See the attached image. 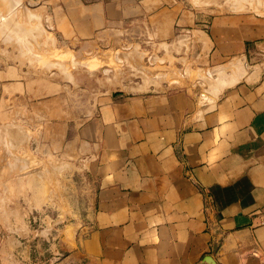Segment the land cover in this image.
Listing matches in <instances>:
<instances>
[{
  "label": "crops",
  "instance_id": "crops-1",
  "mask_svg": "<svg viewBox=\"0 0 264 264\" xmlns=\"http://www.w3.org/2000/svg\"><path fill=\"white\" fill-rule=\"evenodd\" d=\"M60 2L79 33L144 16L158 34L190 30L212 73L100 95L74 141L90 165L89 229L58 264H264V16L195 13L178 0Z\"/></svg>",
  "mask_w": 264,
  "mask_h": 264
},
{
  "label": "rangeland",
  "instance_id": "rangeland-1",
  "mask_svg": "<svg viewBox=\"0 0 264 264\" xmlns=\"http://www.w3.org/2000/svg\"><path fill=\"white\" fill-rule=\"evenodd\" d=\"M178 1L195 13L264 16V0ZM19 3L16 20L37 28L41 38L21 43V26L8 29L7 42L0 34V264H58L89 229L90 165L83 164L85 147L74 141L97 114L100 95L182 88L212 72L200 69L196 47L202 39L190 30L182 33L179 25L176 33L158 34L153 17H133L84 34L60 0ZM62 122L64 127L57 125Z\"/></svg>",
  "mask_w": 264,
  "mask_h": 264
},
{
  "label": "bare ground",
  "instance_id": "bare-ground-1",
  "mask_svg": "<svg viewBox=\"0 0 264 264\" xmlns=\"http://www.w3.org/2000/svg\"><path fill=\"white\" fill-rule=\"evenodd\" d=\"M20 1H22V0H0V8L2 9V11L1 12H3V14L0 12V20H3V21H0V34L2 33L3 35H4V38H5V36H6V38H7V40H6V42L8 41V38H10L11 36H10V31H9V35H8V29L10 30V29H12V27L14 28H18L19 26H21L22 27V38H19V37H21L20 35L18 36V34H17V37H18V39L17 40H19L21 43L22 42H24V39L23 38H25L26 40L29 38L30 40L32 39V41H33V39L34 38H36L38 35L40 36L41 34V31H40V33L38 34V33H36V31H35V29L37 30V28H35L34 26H32L31 24L29 25V27H27V24H25V25H21L19 22H18V20H16V16H14L17 12H16V9L18 8L17 6H18V4H21V3H19ZM258 3H259V0H258ZM262 3V2H261ZM254 4H256V3H254ZM1 5L3 6V7H1ZM260 5V4H259ZM19 6H21V5H19ZM20 8V7H19ZM18 8V9H19ZM0 9V10H1ZM17 9V10H18ZM254 9V8H253ZM257 12V11H256ZM31 13V12H30ZM32 13H34L33 11H32ZM29 14V13H28ZM35 14V13H34ZM37 14V13H36ZM31 14H29V16H30ZM33 15V14H32ZM42 16V15H41ZM37 17V16H36ZM3 18H5V19H3ZM39 17H37V19H38ZM34 19V18H33ZM37 19H35V20H37ZM29 20H30V17H29ZM32 20V19H31ZM43 20V19H42ZM32 22H34V21H32ZM36 23V22H35ZM42 23V22H41ZM35 26L37 25V24H34ZM41 26H42V24H40ZM33 28H32V27ZM39 26V25H38ZM21 27H20V29H21ZM31 27V28H30ZM43 27V26H42ZM42 27H41V29H42ZM35 28V29H34ZM40 29V30H41ZM39 31V30H38ZM44 30L42 29V33H45L46 34V30L43 32ZM12 32H13V30H12ZM15 32V31H14ZM13 32V33H14ZM12 33V34H13ZM18 33V32H17ZM15 35H16V33H14ZM2 35V36H3ZM7 35H8V37H7ZM44 35V34H43ZM47 35V34H46ZM13 36V35H12ZM52 36V35H51ZM50 36V34H49V37H51ZM3 38V37H2ZM12 38V37H11ZM15 38V37H14ZM37 38H39V37H37ZM41 38V37H40ZM39 38V39H40ZM52 38V37H51ZM53 39V38H52ZM22 40V41H21ZM36 40V39H35ZM55 40V39H54ZM10 41V40H9ZM46 41V40H45ZM53 41V40H52ZM27 42V41H26ZM25 42V43H26ZM37 41H35V43H36ZM15 43V42H14ZM24 43V44H25ZM34 43V42H33ZM54 43V42H53ZM8 43H6V45H7ZM27 44V43H26ZM30 44H31V41H30ZM18 45V44H17ZM28 45V44H27ZM27 45H25V46H27ZM32 45H35V44H32ZM31 45V46H32ZM39 45V44H38ZM52 45V44H51ZM24 46V45H23ZM28 46H30V45H28ZM30 46V47H31ZM20 47V46H19ZM55 47V46H54ZM26 50V49H25ZM29 49H27V51H28ZM106 53H108V52H106ZM21 54H23V53H21ZM30 54V53H29ZM33 54H35V53H33ZM113 54V53H112ZM118 54V53H117ZM132 54V53H131ZM136 54H137V52H136ZM135 54V55H136ZM138 54H140V53H138ZM42 55H46V53H43ZM42 55H40L39 54V57L40 56H42ZM107 55V54H106ZM105 55V56H106ZM126 55H128V54H126ZM134 55V56H135ZM144 55V54H143ZM32 56V55H31ZM35 56H37V55H35ZM123 56V55H122ZM130 56V55H129ZM128 56V57H129ZM132 56H133V54H132ZM132 56L130 57V58H128V59H133L134 58V56H133V58H132ZM104 57V56H103ZM123 57H125V56H123ZM34 58V57H33ZM32 58V59H33ZM95 58V57H94ZM119 58V57H118ZM141 58V57H140ZM139 58V59H140ZM57 59H59V58H57ZM96 59V61H97V58H95ZM108 59V58H107ZM117 59V58H116ZM125 59L127 60V58L125 57ZM35 60H37V59H35ZM89 60V59H88ZM92 60V59H91ZM105 60V59H104ZM122 60V59H121ZM38 61V60H37ZM43 61V60H42ZM61 61V60H60ZM66 61V60H65ZM75 61H76V59H75ZM93 61V60H92ZM91 61V62H92ZM115 61V60H114ZM119 61V60H118ZM125 61V60H124ZM127 61H131L132 62V60H127ZM32 62V61H31ZM44 62H45V60H44ZM49 62V61H48ZM47 62V63H48ZM80 62H82V61H80ZM89 62V61H88ZM136 62V61H135ZM79 62H77V64H78ZM90 63V62H89ZM103 63V62H102ZM42 63H40V65H41ZM51 64V63H50ZM59 64V63H58ZM71 64V63H70ZM76 64V65H77ZM81 64V63H80ZM83 64V63H82ZM81 64V65H82ZM84 64L86 65V60H85V62H84ZM114 64V63H113ZM136 64H138L137 62H136ZM142 64V63H141ZM240 64V63H239ZM56 64L55 63H53V66H55ZM63 65V64H62ZM61 65V66H62ZM85 65H84V67H85ZM89 65V64H88ZM105 65V64H104ZM121 65V64H120ZM144 65V64H143ZM232 65V64H231ZM46 66V65H45ZM44 66V67H45ZM51 66V65H50ZM52 66V67H53ZM58 67H59V65H57ZM60 66V67H61ZM94 66V68H96L95 66L96 65H93ZM129 66H131V65H129ZM142 66V65H141ZM224 66H226V65H224ZM80 67V66H79ZM82 67V66H81ZM86 67H88V66H86ZM91 67V66H90ZM101 67H102V65H101ZM136 67H138V65L136 66ZM221 67V66H220ZM66 68V67H65ZM68 68V67H67ZM76 68H77V66H76ZM93 68V69H94ZM98 68V67H97ZM222 68H223V66H222ZM227 68H228V66H227ZM233 69H234V71H235V73H236V71H237V73L239 72V70H240V66H233L232 67ZM231 68V69H232ZM245 68V67H244ZM60 69V68H59ZM73 69V68H72ZM92 69V68H91ZM90 69V70H91ZM229 69V68H228ZM117 70V69H116ZM123 70V69H122ZM149 70V69H148ZM62 71V70H61ZM94 71V70H93ZM92 71V72H93ZM95 71H97V70H95ZM118 71V70H117ZM152 71V70H151ZM230 71H233V70H230ZM143 72H144V70H143ZM62 73V72H61ZM230 73V72H229ZM228 73V74H229ZM66 74V73H65ZM92 74V73H91ZM145 74H146V72H145ZM62 75V74H61ZM68 76L70 77V78H73V74L70 72H68ZM116 76V75H115ZM151 76V75H150ZM218 76V75H217ZM108 77H110V75L108 76ZM107 77V78H108ZM69 78V79H70ZM117 78H118V76H117ZM152 78V77H151ZM68 79V80H69ZM74 79V78H73ZM147 79V78H146ZM153 79V78H152ZM151 79V80H152ZM179 79V78H178ZM227 79V78H226ZM108 80H110V78L108 79ZM112 80V79H111ZM110 80V81H111ZM163 80V79H162ZM166 80V79H165ZM214 80V79H213ZM71 81V80H70ZM110 81H108V82H110ZM160 82V81H159ZM162 82V81H161ZM120 84V83H119ZM144 87V86H143ZM12 128V127H11ZM4 129V128H3ZM1 131H3V130H1ZM5 131V130H4ZM12 131V130H11ZM23 131H25V130H23ZM7 132V131H6ZM5 132V133H6ZM20 132H22V131H20ZM10 133V132H9ZM15 133V132H14ZM10 135V134H9ZM17 135V134H16ZM28 135H29V133H28ZM22 136V135H21ZM28 137V136H27ZM30 137V136H29ZM26 138V137H25ZM12 139V138H11ZM11 141V140H10Z\"/></svg>",
  "mask_w": 264,
  "mask_h": 264
},
{
  "label": "water",
  "instance_id": "water-1",
  "mask_svg": "<svg viewBox=\"0 0 264 264\" xmlns=\"http://www.w3.org/2000/svg\"><path fill=\"white\" fill-rule=\"evenodd\" d=\"M208 262H210V263H212V264H216L215 262H214V260L211 258V257H208Z\"/></svg>",
  "mask_w": 264,
  "mask_h": 264
},
{
  "label": "built area",
  "instance_id": "built-area-1",
  "mask_svg": "<svg viewBox=\"0 0 264 264\" xmlns=\"http://www.w3.org/2000/svg\"><path fill=\"white\" fill-rule=\"evenodd\" d=\"M262 224H264V222H262Z\"/></svg>",
  "mask_w": 264,
  "mask_h": 264
}]
</instances>
